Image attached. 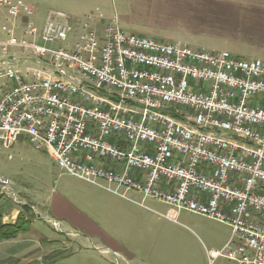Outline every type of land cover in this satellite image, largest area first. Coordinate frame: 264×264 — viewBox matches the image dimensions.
I'll use <instances>...</instances> for the list:
<instances>
[{"label": "built area", "instance_id": "2783aa9c", "mask_svg": "<svg viewBox=\"0 0 264 264\" xmlns=\"http://www.w3.org/2000/svg\"><path fill=\"white\" fill-rule=\"evenodd\" d=\"M1 7L6 22L13 20L10 38L0 42L2 147L26 134L72 177L129 202L136 203L126 195L131 191L142 196L140 204L150 198L227 225L230 238L208 252L211 260L264 264L261 60L125 34L115 22L100 35L92 25L99 13L76 24L51 11L39 34L31 6L0 0ZM19 25L31 43L16 41ZM75 27L80 34L70 51ZM8 47L28 52V62L31 56L25 71L13 65ZM11 185L0 178V196L20 205ZM42 220L61 231L58 221ZM100 253L132 264L116 252Z\"/></svg>", "mask_w": 264, "mask_h": 264}, {"label": "crops", "instance_id": "0c3cea01", "mask_svg": "<svg viewBox=\"0 0 264 264\" xmlns=\"http://www.w3.org/2000/svg\"><path fill=\"white\" fill-rule=\"evenodd\" d=\"M8 1H21L35 10V17L41 20V27L35 21L31 20V23L38 32L43 29L51 11L72 17L76 24L89 14L99 13L102 19L96 17L92 22L93 27L111 21L118 26V21H122L126 26L145 27L141 33L133 35L156 42H179L198 51H225L236 58L256 57L254 59L264 63V0ZM216 44L219 50L207 51L206 47ZM131 176L134 177V174ZM11 182V189L21 204L17 205L0 196V264H68V259L74 255L77 259L86 258L85 261H79L80 264H115L113 257L100 253L101 249L116 252L132 264H155L139 260L146 248L139 237L143 228L139 227L132 237V229L137 228L138 218L132 215L123 199L98 194L97 198L90 197V201L86 197L83 208L78 205L79 200L76 204L53 189L35 191L32 188H17L16 183L13 180ZM105 199L106 202H103ZM29 206L34 207L42 219L58 221L61 231L43 220L31 219ZM181 212L195 216L191 225L197 232L182 227L190 232L193 241L197 239L203 247V259L201 261L188 249L183 259L186 262L180 264H207L210 258L208 252L218 251L228 242L230 228L186 211H176L175 217L183 216ZM18 215H22L27 222L16 235L9 236ZM200 219L209 226H201ZM1 227H5L3 232ZM156 247L154 245V249ZM154 249L148 251L150 257ZM221 259L224 262L222 264H233Z\"/></svg>", "mask_w": 264, "mask_h": 264}, {"label": "rangeland", "instance_id": "374dc122", "mask_svg": "<svg viewBox=\"0 0 264 264\" xmlns=\"http://www.w3.org/2000/svg\"><path fill=\"white\" fill-rule=\"evenodd\" d=\"M7 19H9L7 8L1 7L0 42H4L10 38L9 33L12 28L13 20L10 19L9 22H6ZM31 20L35 21L39 28L41 27V20H37L35 15L30 18V21ZM107 23H102L96 26L100 35L102 33V27ZM4 26H6V30H3ZM116 27L124 33L136 35L142 32L141 29H145V27L126 26L122 21H118V26ZM21 31L22 26L19 25L18 29L14 33L16 41H21V39H23L28 43H31L32 38L22 36ZM40 32L41 31H39V34ZM39 34L36 38V42H39ZM79 34V28H77L71 34L69 43L71 44L72 48L70 51L74 50L75 43L77 42V35ZM206 48L207 51H216L219 50V45L216 44L213 45V47L210 46ZM8 53L10 55L14 54V60L18 62H13V65L22 72L25 71V67L28 66L30 62H32L30 61L31 56L29 62L26 61L28 60V52L20 50L17 47H8ZM250 58L254 59L256 57H247V59H243L250 60ZM1 59H3V54L1 52L0 46V61ZM2 70L3 67L1 66L0 72ZM1 82L2 80H0V84ZM44 149L45 148L42 150H37L30 142L29 136L26 134H21L18 140L9 148H4L0 145V178H8L13 180L16 183L17 188H32V190L35 191H50L53 189L54 192L62 194L76 204H78L79 200L80 203L78 205L83 208L85 207L84 203L86 197L88 198V201H90V197L97 198L98 194H106L113 197L112 194L106 192L103 189L64 173L57 167V165L53 163L52 159ZM8 155H11L12 159H8ZM120 191L123 192L124 189H121ZM126 195L133 201H136V203L129 201L128 203L124 200L126 207L129 209V211H131L132 215H135L138 218L137 228L135 227L132 229V237L139 227L144 229L141 230L143 233L140 234L139 237L142 239L141 244L146 248H144V252L142 256H140L141 259L139 260H143L146 263L149 262L155 264H180L186 262V260L183 259L186 258V252L188 249H191L193 254L197 256V258L200 257L202 261L203 247L197 239L193 241L189 236L190 232L182 227L184 226L189 230L192 229L194 232H197L195 227L191 225V222L194 221L195 216L181 212V215L183 216L176 218V210L172 206L150 198L145 199L143 204H140V201H142L141 195H135L131 191L126 192ZM103 202H106V199ZM90 215H92L91 212ZM41 220L42 217L39 219V221ZM199 224L203 227L209 226L205 220L201 219ZM133 242H135V239L132 241V243ZM154 245L157 246L155 249ZM151 249H154L152 257L149 256L148 252ZM74 251L76 250H73V252ZM84 259L86 258L82 257V259H77L74 255L72 258L68 259V264H80L81 260ZM222 263L224 262L221 258L217 260H211L209 258V260H207V264Z\"/></svg>", "mask_w": 264, "mask_h": 264}, {"label": "trees", "instance_id": "16d2710c", "mask_svg": "<svg viewBox=\"0 0 264 264\" xmlns=\"http://www.w3.org/2000/svg\"><path fill=\"white\" fill-rule=\"evenodd\" d=\"M26 222L27 221L24 220V218H23L22 215H18L17 221L14 224V226L12 227L13 230L11 231V233L9 234V236L16 235L20 231V229L22 228V226L26 224ZM4 228L5 227H1L2 232L5 230Z\"/></svg>", "mask_w": 264, "mask_h": 264}]
</instances>
